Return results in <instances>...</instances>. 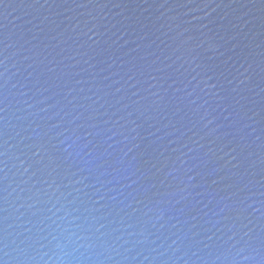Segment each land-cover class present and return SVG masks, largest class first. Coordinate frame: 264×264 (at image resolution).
Listing matches in <instances>:
<instances>
[{
    "label": "water",
    "instance_id": "95a60500",
    "mask_svg": "<svg viewBox=\"0 0 264 264\" xmlns=\"http://www.w3.org/2000/svg\"><path fill=\"white\" fill-rule=\"evenodd\" d=\"M0 264H264V0H0Z\"/></svg>",
    "mask_w": 264,
    "mask_h": 264
}]
</instances>
